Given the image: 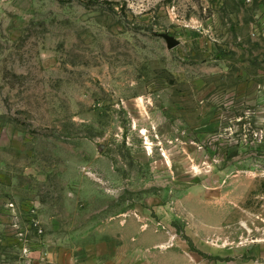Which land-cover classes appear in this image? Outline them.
Returning a JSON list of instances; mask_svg holds the SVG:
<instances>
[{
  "label": "rangeland",
  "instance_id": "374dc122",
  "mask_svg": "<svg viewBox=\"0 0 264 264\" xmlns=\"http://www.w3.org/2000/svg\"><path fill=\"white\" fill-rule=\"evenodd\" d=\"M0 264H264V0H0Z\"/></svg>",
  "mask_w": 264,
  "mask_h": 264
},
{
  "label": "water",
  "instance_id": "95a60500",
  "mask_svg": "<svg viewBox=\"0 0 264 264\" xmlns=\"http://www.w3.org/2000/svg\"><path fill=\"white\" fill-rule=\"evenodd\" d=\"M161 37L166 40L168 47L170 49H174L179 45V42L174 37H172L170 35L162 34Z\"/></svg>",
  "mask_w": 264,
  "mask_h": 264
}]
</instances>
